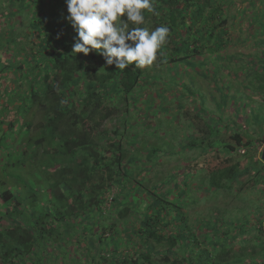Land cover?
Here are the masks:
<instances>
[{"label": "trees", "instance_id": "1", "mask_svg": "<svg viewBox=\"0 0 264 264\" xmlns=\"http://www.w3.org/2000/svg\"><path fill=\"white\" fill-rule=\"evenodd\" d=\"M230 3L226 4L224 0H153L154 13L144 11L145 22L141 25L129 23V29L142 27L151 31L167 26L168 39L152 65L137 68L133 64L119 70L115 64L108 65L95 50L87 56L73 54L77 33L66 19L69 15L66 0H0V83L5 85L0 86L5 92L1 96L11 95L8 87L6 89L9 85L14 90L11 98L14 104L10 105L16 108L12 110H22L23 98L27 105L30 104L27 107L23 102L26 105V122L34 120L37 111L41 112L44 123L35 139L30 137L31 123L28 137L21 140L24 149L18 151L19 161L10 165L9 171L30 168L36 172L33 177L38 182L44 179L49 184L46 191L50 204L55 208L51 213L48 211L36 216L31 227L26 228L16 222L12 229L0 227V264H17V259L27 261L35 243L45 240L46 235H53V224L79 223L113 208L114 218L123 220L125 225L135 205L144 209L139 229L132 228L126 237L122 236L115 223L110 227L112 236L108 239L115 255L119 253L121 241L133 243L137 241L135 238L140 240L136 257L131 258L123 252L122 264H264L262 213L235 224L229 220L228 204L220 207L218 199L209 200L205 206H210L209 210L200 213L199 225L210 231L201 236L190 226L185 206L187 199L188 202L195 199L183 194L175 197L171 191H162L172 181V175L160 174L154 180L144 181L145 175L141 178L143 172H138L133 180H126L137 154L153 156L154 160L160 158L178 137V134L161 130L162 126L155 124V117L161 110L154 111L156 114L148 113L158 108L156 105L160 103L159 94L145 91L148 90L146 81L155 79V74L149 73V67L158 73L157 79H162L172 68L179 73L178 68L200 72L205 68L202 73L205 70L210 74L217 72L214 61L220 59L218 54L230 42V16L226 8ZM245 11L247 17L249 12ZM258 24L264 30L262 20ZM237 69L248 74L243 68ZM255 77H260L259 71ZM215 79L221 81V76L216 74L212 80ZM178 81L184 92L190 96L197 94L199 102L196 107L199 108H191L190 111L179 102L176 104L184 111L176 113V117L185 119L179 146L194 150L197 156L180 167V171L176 170L174 179L187 174L191 178L203 170V185L199 187L203 195L214 192L226 197L238 181L248 184L250 178L260 176L259 183L263 184L264 162L262 152L257 155L256 143H264V132L260 135L251 134L247 129L242 132L231 123H225L222 115L219 126L216 119L203 115H216L213 108H207V95L200 88L199 93L193 92V88L180 78ZM82 85L84 92L78 93L76 88ZM176 87L180 86L176 84ZM258 87L264 90L263 84L259 83ZM143 98L148 103L154 100V103L150 110L140 112L138 105ZM202 99L207 102L204 107L208 110L201 106ZM121 106H125V110L120 113ZM129 107L144 116L140 132H130ZM214 108L222 110L218 104ZM236 109L239 110L238 107ZM29 113L32 116L30 120ZM112 125L114 127H110ZM16 126L14 120L8 123L7 132L14 131ZM150 127L157 128L152 138L140 143L139 135H142L141 139L147 137L149 133H141ZM186 130H190V134H185ZM159 131H162L161 135ZM164 135L168 138L173 135V138L164 145L153 140L157 137V141L161 139L164 142ZM132 147L136 148L135 152ZM221 156L225 157V162L221 166H211L212 160ZM44 158L48 165L55 163L52 166L56 169L54 172H43L39 163ZM178 161L180 158L176 159ZM38 173L45 174L46 178ZM115 189L119 195L108 203L109 193ZM127 189H131L129 193ZM11 198L9 191L1 195L5 203ZM109 204L111 207L107 208ZM242 212L237 209V214ZM91 225L95 227L96 224ZM234 229L237 230L235 235ZM46 230L49 234H45ZM39 232L42 237H39ZM249 233V237L243 239ZM104 235L99 236V243L103 242ZM102 260L105 264H119L109 257Z\"/></svg>", "mask_w": 264, "mask_h": 264}, {"label": "rangeland", "instance_id": "2", "mask_svg": "<svg viewBox=\"0 0 264 264\" xmlns=\"http://www.w3.org/2000/svg\"><path fill=\"white\" fill-rule=\"evenodd\" d=\"M224 1L226 4L233 1L229 5H226L231 25L229 34L230 42L228 46L224 47L218 54L220 59L214 61L217 72H215L216 69H214L215 73L210 74L206 72V70L205 73H202L205 68L201 69L202 72L193 69L186 71L188 68H184V70L181 71L178 68V71L181 72L179 73L176 68H172L171 71H166L162 79H157L158 76L156 75H158V73L154 72L149 67V73L151 75L155 74L153 77L155 79L146 81L148 90L145 91L151 94H159L158 102L160 103L156 105L158 108L150 110L154 100L148 103L143 98L138 108L140 112L149 109L150 112L148 113H155L154 111L159 112V110H161L159 116L155 117V120L153 119L155 124H160L162 126L161 130H165L171 134H178V137L175 141L173 140L174 142L172 141L173 144L168 146L166 153L155 160L153 156L150 155L137 154L135 156L133 154L135 159L131 162V171L126 178L128 181H130V178L133 180V177L137 176L138 172H143L141 178L145 175L144 181L149 179L154 180L160 174L172 175V181H169L165 190L162 191H171L175 197L183 194L186 196L189 195L195 199L192 202H188L187 199L185 206L188 209L190 226L201 236L204 232L208 233L210 231V229L205 230L203 225H199L202 216L200 213L207 209L209 210L210 206L205 208L209 200L216 201V199H218L220 207L228 204L227 206L230 210L229 220L235 222V224L256 217V215L260 213L264 216V183H259L260 176L256 179L250 178L248 184H243L240 181H238V183L236 182L231 194L227 197L218 195L214 192H208L206 195H203L199 188L203 185V170H199L191 178H189L187 174L186 177L180 176L178 179H174L175 174H177L176 170L180 171V167L197 156L194 150L191 151L190 149H186L185 146H179V139L185 128L183 125L185 119L184 117H176V113H184L180 105L177 107L176 104L179 102L178 104L183 105L185 110L190 111L191 108H193L192 110H198L199 108L196 107L197 102H199L196 96L197 94L195 96H190L184 92L182 84L178 81L179 78L183 83L191 86L193 92L197 93L198 88H200V91L207 95V108H213L212 110L216 115L212 113L203 114L206 118L212 117L216 119L215 123L221 126L222 123L219 121L222 115V120L225 123H231V126H235L236 129H240L242 132L245 129L251 134L255 132L260 135L264 132V90L258 87L259 83L264 85V30H262L260 24H258L259 21L262 20V26L264 27V0ZM239 4H242V6L240 7ZM244 9H246L245 12H249L247 17L243 12ZM256 64L259 65L255 66ZM237 68H239V70L243 68L248 74L240 73ZM257 71H259L260 74L259 78L255 77ZM216 74L218 77L221 76V81L220 79H215L217 84H214L215 81L212 80V78L213 76L216 77ZM171 83H176L180 87H176V84L171 85ZM218 85L221 86L222 89H219ZM0 86L5 85L0 83ZM7 87L11 92V95H7L9 97L1 96L5 94V92L0 88V227L4 230L8 228L12 229L15 222L21 223L26 228L31 227L33 226V221L36 220V216H42L41 214L47 213L48 211L51 213L55 209L50 204L49 195L46 191L49 185L47 181L40 179L38 182V180L33 177V174L37 173L30 168H23L17 172L9 171L10 165L16 164L19 161L20 154H18V151L24 149L21 140L24 137H28V129L31 123H33V125L30 130V132H32L30 137L34 139L39 137L44 123L42 121L41 112L37 111H35L36 118L31 121L30 119L32 116L31 113H29L30 122H26L27 113L24 111V108L27 105V101L23 98L21 102L23 106L22 110L13 111L12 109L16 107L10 104H14L11 100L14 95V90L11 89L12 87L9 85L6 86V89ZM164 89L166 91L165 94H163ZM76 91L78 93L84 92L83 85L76 88ZM24 101L26 105L23 104ZM217 104L222 106V110L214 108ZM28 105L30 106V104ZM204 105H207V102L205 99H202L201 106L204 107ZM236 107H238L239 110H237ZM165 109H170L171 112L168 113ZM124 110L125 106H121L120 113ZM129 111L131 114L130 132L131 130L132 132H140L143 129L141 126L144 116L133 107H129ZM10 115H12V117H10ZM13 120L17 126L14 131L7 132V124L13 122ZM110 127L114 126L112 125ZM151 129H153L152 133H150ZM156 129V127L148 128L146 132H142L141 134L149 133V135L147 137L143 136V139H141L142 135H139L138 141L140 143L142 141L147 142L152 138L151 135L155 133ZM161 134L162 131H159V135ZM185 134H190V130H186ZM168 135H164L163 139L166 140L164 142L161 139L157 141V137L153 140L164 145L165 142H170L173 138V135L171 138H168ZM256 146L258 155L264 149V143L258 142ZM132 149L134 152L136 151V148L134 149L132 147ZM197 154H199V152ZM177 158H180V161L176 162ZM224 158L225 157L221 156L220 158L213 159L211 166H221L222 163L225 162ZM45 159L46 158L39 163L44 170L43 172H45V170L49 173L54 172L56 169H53L52 166H54L55 163L48 165V161ZM154 164H157L156 167H154ZM146 168H148L147 171ZM183 174L182 172L181 175ZM38 175L46 178L45 174L38 173ZM130 190L131 189H127V193H129ZM6 191L12 194V198L7 203L3 202L1 199V195ZM116 195H119L118 190H112L109 193L108 203H111V201L117 197ZM120 196L123 197L121 194ZM177 202L178 200L176 203ZM17 203L19 204L18 207L15 206ZM109 207H111L110 204L107 208ZM237 209L239 212H243L237 214ZM112 210L113 208L110 212L104 211L98 215H93L87 218V220L85 219L79 223L74 221L73 223L64 225L53 224V235H51V237L46 235L44 238L45 240L35 243L33 253L27 256V261L17 259V264H105L102 258L107 257H109L111 261H119V264H122L120 260L124 261L123 252L127 253L131 258H135V254L140 247V240L135 238L137 241L133 243L128 240L121 241L118 248L119 253L115 255L112 242L108 239L112 236L110 227L115 223V227H117L122 236L124 234L127 237L128 233H131L132 228L139 229L141 227L139 221L143 218L144 209L136 205L133 206L127 218L128 224L125 225L122 222L123 220L121 221L116 217L114 218ZM100 214L102 215L100 216ZM91 224L96 225L94 227ZM92 228H95V230L93 231ZM102 233L105 234L102 238L103 242L99 243V236H101ZM236 233L237 230L234 229L233 234L235 235ZM45 234H49L48 230L45 231ZM250 234L251 233L244 235L243 239L248 238ZM42 236L43 234L39 232V237Z\"/></svg>", "mask_w": 264, "mask_h": 264}, {"label": "clouds", "instance_id": "3", "mask_svg": "<svg viewBox=\"0 0 264 264\" xmlns=\"http://www.w3.org/2000/svg\"><path fill=\"white\" fill-rule=\"evenodd\" d=\"M66 19L77 33L73 54L89 55L93 50L108 65L119 70L130 65L144 68L157 60L169 35L167 26L154 30L135 27L145 22L144 11H155L153 0H66ZM126 17V19H125Z\"/></svg>", "mask_w": 264, "mask_h": 264}, {"label": "water", "instance_id": "4", "mask_svg": "<svg viewBox=\"0 0 264 264\" xmlns=\"http://www.w3.org/2000/svg\"><path fill=\"white\" fill-rule=\"evenodd\" d=\"M262 161L264 162V149L262 151Z\"/></svg>", "mask_w": 264, "mask_h": 264}]
</instances>
